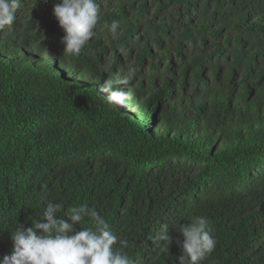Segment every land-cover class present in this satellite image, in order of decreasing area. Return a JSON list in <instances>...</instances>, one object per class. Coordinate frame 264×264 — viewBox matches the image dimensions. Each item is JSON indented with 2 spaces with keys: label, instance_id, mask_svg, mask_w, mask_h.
<instances>
[{
  "label": "trees",
  "instance_id": "obj_1",
  "mask_svg": "<svg viewBox=\"0 0 264 264\" xmlns=\"http://www.w3.org/2000/svg\"><path fill=\"white\" fill-rule=\"evenodd\" d=\"M58 2L20 0L0 31V259L46 185L62 219L95 207L132 264H179L197 215L216 240L201 264H264V0H98L121 34L98 28L75 58ZM128 65L117 110L102 85Z\"/></svg>",
  "mask_w": 264,
  "mask_h": 264
},
{
  "label": "clouds",
  "instance_id": "obj_2",
  "mask_svg": "<svg viewBox=\"0 0 264 264\" xmlns=\"http://www.w3.org/2000/svg\"><path fill=\"white\" fill-rule=\"evenodd\" d=\"M20 0H0V31L11 30L20 9ZM53 14L65 33L62 37L64 57H79L89 41L97 35L98 28L107 29L115 39L121 33L119 23H102V12L98 0H59ZM136 68L128 65L116 76L104 81L102 91L107 92L106 103L114 109L126 107L130 98L128 86L134 79ZM41 202H47L41 219L26 230L21 226L12 231L14 251L4 256L0 264H132L126 252L114 247L119 243L127 248V240L120 239L106 219L95 207L80 205L68 207L66 216H57L61 204L49 201L47 186L40 193ZM190 223L179 225L183 236V255L179 264H201L216 247L211 223L202 215L188 218ZM88 221L91 226L80 227ZM168 225H163L155 237L169 249L172 238L167 235Z\"/></svg>",
  "mask_w": 264,
  "mask_h": 264
},
{
  "label": "rangeland",
  "instance_id": "obj_3",
  "mask_svg": "<svg viewBox=\"0 0 264 264\" xmlns=\"http://www.w3.org/2000/svg\"><path fill=\"white\" fill-rule=\"evenodd\" d=\"M130 108H132V109H133V106H130Z\"/></svg>",
  "mask_w": 264,
  "mask_h": 264
}]
</instances>
